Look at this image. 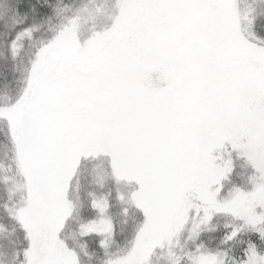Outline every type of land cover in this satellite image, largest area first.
<instances>
[{
	"label": "snow or ice",
	"instance_id": "snow-or-ice-1",
	"mask_svg": "<svg viewBox=\"0 0 264 264\" xmlns=\"http://www.w3.org/2000/svg\"><path fill=\"white\" fill-rule=\"evenodd\" d=\"M0 264H264V0H0Z\"/></svg>",
	"mask_w": 264,
	"mask_h": 264
}]
</instances>
